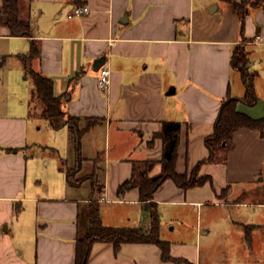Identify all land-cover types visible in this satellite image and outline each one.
Here are the masks:
<instances>
[{"label":"crops","instance_id":"1","mask_svg":"<svg viewBox=\"0 0 264 264\" xmlns=\"http://www.w3.org/2000/svg\"><path fill=\"white\" fill-rule=\"evenodd\" d=\"M83 6L88 13L68 17ZM19 9L20 18L31 23L29 37L12 36L0 23V264H75L79 213L91 201L99 203L104 226L148 228L138 188L122 196L118 188L131 178L135 162L162 158L156 134L165 121L181 124L177 173H190L208 157L205 138L213 133L222 101L245 95L241 75L231 66L240 44L256 74L258 101L240 103L238 110L264 117L259 7L248 9L243 29L220 0H19ZM34 43L39 53L30 58ZM104 58L102 66L111 72L108 89L98 84L102 66L95 67ZM24 59L52 80L65 119L78 118L83 127L94 120L81 135L79 166L69 124L55 129L70 137L65 162L75 172L73 185L61 160L53 174L58 182L47 178L43 185L31 178L38 142L32 114L45 116ZM233 144L217 162L199 167L211 184L183 189L169 179L154 193L160 237L180 264H234L231 256L240 248L248 257H264V137L239 129ZM159 171L157 164L151 175ZM87 264L176 263L164 261L155 244L128 243L116 252L111 243L96 242Z\"/></svg>","mask_w":264,"mask_h":264},{"label":"trees","instance_id":"2","mask_svg":"<svg viewBox=\"0 0 264 264\" xmlns=\"http://www.w3.org/2000/svg\"><path fill=\"white\" fill-rule=\"evenodd\" d=\"M220 1L228 3L232 11L239 16L242 29L250 7H259L264 11V0ZM0 23L9 28L12 36L29 37L31 35L30 21L20 18L19 0H2ZM38 53V46L35 43L32 44L29 57L34 58ZM24 63L27 74L33 80L35 94L44 104L43 115L50 121L52 128L58 129L69 124L73 149L79 166L82 161L81 135L94 123V120H88L87 125L83 127L78 118L68 117L65 119L61 99L54 96L52 80L32 70L26 59H24ZM231 66L241 75L245 86V95L242 98L228 97L222 101L213 133L205 138L208 157L196 164L190 173H177L176 160L180 144L181 124L174 121L163 122L161 131L156 134L163 143L162 158L159 161L135 162L131 178L122 183L117 191L118 195L122 196L126 191L138 188L144 212L150 220L149 227L104 226L100 217L99 203L91 201L88 203V208L79 213L75 264H87L91 248L96 242L111 243L116 252L122 245L128 243L155 244L161 249L164 261L180 264L181 260L170 255V244L160 237V217L157 204L154 201V193L169 179L183 189L198 187L207 183L211 184L212 177L200 176L199 167L204 163L217 162L220 153L226 154L232 149L234 133L237 130L244 128L255 130L264 137V117L255 119L238 110L240 103L254 106L258 101L254 89L256 74L250 70L249 53L244 44L235 47L231 57ZM15 150L12 148L8 151ZM157 164L160 165L159 173L151 175ZM62 169L66 171L68 182L72 185L75 184L76 181L73 180L72 173L65 163L62 164Z\"/></svg>","mask_w":264,"mask_h":264},{"label":"rangeland","instance_id":"3","mask_svg":"<svg viewBox=\"0 0 264 264\" xmlns=\"http://www.w3.org/2000/svg\"><path fill=\"white\" fill-rule=\"evenodd\" d=\"M32 115L34 120L32 121L31 132L34 133L36 137L35 139L38 142L37 145H35L32 149L34 155L30 158L31 178L35 176L38 180L41 179L43 185L49 184L47 178L52 179L51 183H56L58 182V180H55L53 178L55 177V175L53 174L54 170L56 172L59 166V160H61V165L63 164V162L66 165L65 159L66 161L70 159V137L68 138V134L66 131H56L55 129H53L50 121L46 117H41L37 111H35ZM71 145H73V143ZM59 156L64 158V161L62 160V158L59 159ZM68 165L69 166L67 168L72 173V178L74 180V170L72 169V166L70 164ZM43 190L45 191L46 188L44 187ZM206 211L204 210V213ZM222 246L224 245L222 244ZM236 250V256H233L234 252L231 256L234 259L232 260L234 264H264V257L260 256L259 253L253 252L248 257L246 248H240Z\"/></svg>","mask_w":264,"mask_h":264},{"label":"built area","instance_id":"4","mask_svg":"<svg viewBox=\"0 0 264 264\" xmlns=\"http://www.w3.org/2000/svg\"><path fill=\"white\" fill-rule=\"evenodd\" d=\"M89 12V8L87 6L76 7L73 12L69 14V18L79 17L85 13ZM98 84L102 89H108L111 85V72L108 67L102 66L99 70L98 76Z\"/></svg>","mask_w":264,"mask_h":264},{"label":"water","instance_id":"5","mask_svg":"<svg viewBox=\"0 0 264 264\" xmlns=\"http://www.w3.org/2000/svg\"><path fill=\"white\" fill-rule=\"evenodd\" d=\"M215 8H216V7H215ZM104 61H105V58H104V60H100L99 62H97V63L95 64L96 69L100 68V67L104 64Z\"/></svg>","mask_w":264,"mask_h":264}]
</instances>
